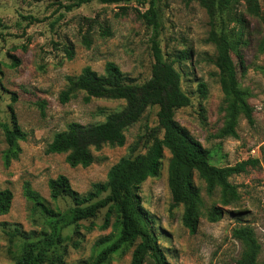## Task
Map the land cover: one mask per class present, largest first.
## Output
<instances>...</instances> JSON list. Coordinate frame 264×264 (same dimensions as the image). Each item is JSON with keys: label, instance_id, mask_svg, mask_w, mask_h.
<instances>
[{"label": "rangeland", "instance_id": "374dc122", "mask_svg": "<svg viewBox=\"0 0 264 264\" xmlns=\"http://www.w3.org/2000/svg\"><path fill=\"white\" fill-rule=\"evenodd\" d=\"M160 7V48L166 60L176 61L174 68L181 76V89L190 98L188 106L175 112V121L208 151L210 164L233 166L257 158L260 165L230 177L239 199L227 207L218 204L219 190L207 194L204 182L195 174L194 182L200 191V218L197 231L190 234L181 223L182 208L171 207L167 186L170 155L165 150L158 176L147 178L138 189L141 207L152 221L158 245L169 264H235L243 248L231 232L240 226L252 229L259 244L256 263L261 264L264 262V51H259V44L264 23L249 15L240 3L234 11L243 18V26L227 24V29L240 33L241 42L232 58L239 86L247 92V102L253 108L254 123L250 126L240 116L236 138H217L225 113L218 72L213 65L215 49L205 41L211 29L209 18L197 2L162 0ZM127 8L126 14L120 15L117 6L91 2L67 12L54 0H0V191L9 189L13 195L10 210L0 216V264H13L19 252L22 238L10 237L14 229L25 236L30 233L37 236L47 227V218L33 209V201L25 196V187L36 192L38 200L51 209L63 210L70 203L50 198L48 180L65 176L73 190L85 194L92 184L105 181L109 168L128 155V149L145 127L156 125L157 108H149L125 132L123 146H104L93 152L94 161L85 168H71L65 155L45 152L53 135L65 130L68 124L100 123L125 105L122 100L107 99L84 103L82 93L62 103L59 94L66 86V77L77 76L85 66L102 74L104 64L111 61L137 84L149 79L153 63L150 29L138 17L145 7L129 3ZM261 9L264 15V6ZM83 18L96 21L88 49L81 43ZM104 28L108 35L101 34ZM63 45L72 48L71 59L61 50ZM182 52H187L189 58L177 61ZM199 83L206 87L204 99L197 92ZM12 118L25 133V139L17 141L14 152L7 149L2 131L4 124L12 125ZM212 206L223 209L215 222L207 218ZM106 212L102 210L95 219L81 222L77 236L71 229L64 231L69 239L63 264H88L116 236L112 216L107 218ZM105 223L107 226L103 228ZM134 247L135 244L119 250L109 264H129Z\"/></svg>", "mask_w": 264, "mask_h": 264}, {"label": "trees", "instance_id": "16d2710c", "mask_svg": "<svg viewBox=\"0 0 264 264\" xmlns=\"http://www.w3.org/2000/svg\"><path fill=\"white\" fill-rule=\"evenodd\" d=\"M61 1L54 0L58 7L67 12L91 2L117 6L120 15L126 14L129 3L145 7L144 12H138V17L150 29L149 49L153 63L149 79L142 84H137L132 78L124 75L111 61L104 64L102 74L85 66L77 76L66 77V86L59 94L62 103L82 93L84 103L92 99H107L122 100L125 105L119 111L108 114L100 123L88 126L68 124L65 130L53 135L45 152L65 155V162L71 168H85L94 161L93 152L101 150L104 146H123L125 132L149 108H157L156 125L145 127L144 132L137 136L128 149V155L121 157L109 168L105 181L92 184L85 194L73 190L65 176L59 175L48 180L50 198L55 202L61 199L69 201L70 205L63 210L51 209L38 200L36 192L25 187V196L33 201V209L39 210L47 218V227L37 236L34 233L25 236L18 229L13 230L10 237L22 238L13 264H63L66 241L69 239L64 231L71 229L77 236L81 222L95 219L98 213L105 209L106 217L112 216L111 226L116 236L101 248L88 264H109L115 253L133 244L135 247L129 264H169L158 245L152 221L141 207L138 195L140 185L147 178L158 176L164 151L170 155L167 186L171 207L182 208L181 223L190 234L197 231L200 218V191L194 182V175L204 182L207 194L218 189V204L227 207L239 199L237 187L229 182L230 177L246 173L249 167L259 166L260 160L249 158L233 166H214L209 163L208 151L175 121V112L188 106L190 98L181 89V76L174 68L176 61L166 60L160 48L162 0H64L66 4H61ZM183 1L185 4L197 2L209 18L211 29L205 41L215 49L213 65L218 72L225 113L223 125L216 137L236 138L239 117L242 116L250 126L253 125L254 119L253 108L247 102V92L239 86L232 58L236 45L241 42L240 33L235 34L227 29V24L232 22L243 26V18L234 11L240 3L244 4L249 15L264 23L261 11L264 0ZM83 22L84 26H80L81 43L88 49L92 43L91 31L96 21L83 18ZM101 31L102 35L109 33L106 28ZM61 50L67 59L72 58L73 50L70 46L63 45ZM259 51H264V35L259 44ZM188 58L187 52H182L177 56V61ZM197 92L201 99L206 97V87L203 83L198 84ZM2 131L10 152L17 150V141L25 139V133L13 118L12 125L4 124ZM12 198L9 189L0 191V216L10 210ZM221 207H211L207 217L210 222H215L221 217ZM106 226L107 223L103 228ZM231 235L243 248L235 264H258L256 256L259 244L254 239L252 229L249 226H240L234 228ZM73 245L76 247V244Z\"/></svg>", "mask_w": 264, "mask_h": 264}]
</instances>
